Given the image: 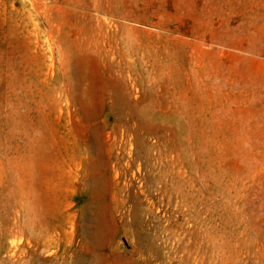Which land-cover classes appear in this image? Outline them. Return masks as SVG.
Returning <instances> with one entry per match:
<instances>
[{
	"label": "rangeland",
	"instance_id": "374dc122",
	"mask_svg": "<svg viewBox=\"0 0 264 264\" xmlns=\"http://www.w3.org/2000/svg\"><path fill=\"white\" fill-rule=\"evenodd\" d=\"M0 264H264V0H0Z\"/></svg>",
	"mask_w": 264,
	"mask_h": 264
}]
</instances>
